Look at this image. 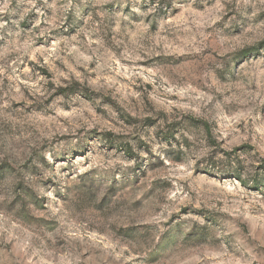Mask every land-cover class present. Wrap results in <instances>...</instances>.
<instances>
[{"label":"rangeland","instance_id":"374dc122","mask_svg":"<svg viewBox=\"0 0 264 264\" xmlns=\"http://www.w3.org/2000/svg\"><path fill=\"white\" fill-rule=\"evenodd\" d=\"M0 264H264V0H0Z\"/></svg>","mask_w":264,"mask_h":264},{"label":"trees","instance_id":"16d2710c","mask_svg":"<svg viewBox=\"0 0 264 264\" xmlns=\"http://www.w3.org/2000/svg\"><path fill=\"white\" fill-rule=\"evenodd\" d=\"M64 93H65V91H61L60 94H64ZM251 182L253 185L257 186V185L261 184V179H259L258 177H255L251 180Z\"/></svg>","mask_w":264,"mask_h":264}]
</instances>
